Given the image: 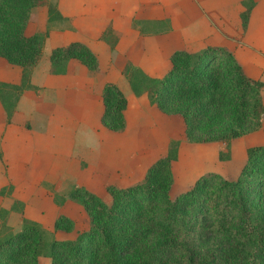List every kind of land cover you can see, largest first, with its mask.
I'll use <instances>...</instances> for the list:
<instances>
[{"label": "trees", "instance_id": "trees-1", "mask_svg": "<svg viewBox=\"0 0 264 264\" xmlns=\"http://www.w3.org/2000/svg\"><path fill=\"white\" fill-rule=\"evenodd\" d=\"M241 3V27L246 30L255 1ZM43 11L45 29L28 34V24ZM63 19L51 0H0V57L21 68L19 83L0 81L7 123L19 97L25 91L38 92L31 82L32 72L51 25ZM169 61L161 77L150 76L130 61L121 72L134 95L145 94L162 113L179 116L189 141L223 142L229 149L232 139L259 128L264 118V83L248 76L229 49L175 50ZM74 63L93 73L99 70L97 56L82 42L50 50V74H66ZM101 97V125L114 132L124 130L128 99L123 90L105 82ZM179 147V139H170L165 154L148 166L141 180L107 185L109 201L83 186L67 193L52 192L56 205L71 200L87 214L88 227L70 239L45 237L39 222L23 216L20 200L10 208L0 206V264H39L40 257L49 258L50 264H264V144L246 148L236 178L204 173L171 197L172 165ZM225 158L229 151L220 153V159ZM12 190L10 185L2 187L0 196ZM12 212L21 217L18 231L7 225ZM73 226L71 218L59 215L53 231L69 232Z\"/></svg>", "mask_w": 264, "mask_h": 264}, {"label": "crops", "instance_id": "crops-1", "mask_svg": "<svg viewBox=\"0 0 264 264\" xmlns=\"http://www.w3.org/2000/svg\"><path fill=\"white\" fill-rule=\"evenodd\" d=\"M241 1L56 0L55 3L65 19L58 22L50 31L47 42L52 38L59 40V43L52 45L53 47L66 45L72 41L86 44L97 56L99 70L93 77L82 67L75 73L70 69L66 74L53 75L49 73V63L43 67L39 63L31 75L32 84L38 86L39 90L37 93L25 91L19 97L11 122H6L5 112L0 104V171L6 167L5 172L9 174L11 180L9 185L13 187L11 194L0 196V206L9 208L14 200H20L24 204L23 216L26 218L30 216L35 220V217H32L35 215H31V211L38 209L44 199L49 205L53 202L52 193L45 190L44 184H54L58 178L56 173L66 175L69 170L64 164L68 166L70 160L79 161L80 158L87 164H93L91 156L96 153V146L101 145L98 142L100 136L97 137L95 133L82 135L88 140L93 139L95 144L98 142L94 147L90 143L80 144L77 135L72 133H77L78 127L83 126L91 134L92 124L99 121L101 125L103 111L101 90L105 82L117 84L124 93L125 89L130 88L121 72L128 61L138 65L150 76L161 77L170 67L169 57L173 51L182 49L196 52L206 46H221L234 54L246 74L244 61L260 68L261 73L258 77L264 81V5L261 7L262 16L257 19L254 14L260 3L254 0L255 6L251 11L247 29L243 30L240 20V12L243 10ZM150 11L158 14H149ZM101 13L103 15H100ZM41 14L46 18L44 11ZM160 23L166 26L162 31H155L154 26ZM108 29L111 30L110 33H107ZM256 29L261 33L258 37L253 35ZM72 30L74 32L80 30L81 35L72 34ZM111 44H114V47H111ZM20 78L21 68L0 57V81L17 84ZM71 80L77 84L74 85L73 93L69 92ZM82 90L85 94L79 98L77 93H82ZM48 91H52L51 94ZM53 93L61 95L60 99L55 98ZM125 95L128 105L124 114L128 126L132 117L131 108L137 111L134 116L138 119L144 116L143 108L152 104L145 94ZM262 96L264 100V95ZM76 98L79 101L76 102V108L72 109L69 103H73ZM96 102L101 104V108L93 107ZM50 104L51 107H48ZM59 108L66 110V115ZM151 108H156L159 112L155 105ZM43 110L47 112L41 114ZM71 122L80 125H75V128L68 127ZM53 127L58 128L59 135L50 133ZM30 165L37 169L31 170L35 173H31L34 175L33 180L22 174L28 172L27 166ZM59 165L63 169H60ZM22 167L24 169L21 170ZM79 186L89 189L92 185L89 179H85ZM2 187L4 186L0 189ZM68 203L77 205L85 214L86 229L88 218L82 206L67 200L63 207ZM60 215L71 218L74 226L69 232L57 230L56 235L60 234L58 236L62 239L73 238L78 230L77 223L66 210ZM73 232L75 233L72 237H64Z\"/></svg>", "mask_w": 264, "mask_h": 264}, {"label": "rangeland", "instance_id": "rangeland-1", "mask_svg": "<svg viewBox=\"0 0 264 264\" xmlns=\"http://www.w3.org/2000/svg\"><path fill=\"white\" fill-rule=\"evenodd\" d=\"M51 1L56 2V0ZM258 1L260 3V7L256 9L254 14V17L257 19L262 16L264 10L261 8L264 5V1ZM96 6L93 7V10H95ZM149 14L158 13L155 11H150ZM100 15H103V13ZM45 19V15L39 12L33 22L31 21L28 24L27 33L32 34L34 32L43 31L46 27ZM57 23L58 22H55L51 25V30L56 27ZM162 24L163 23L155 25L154 30L162 31L166 26L165 24ZM71 33L81 35L80 30L75 32L72 30ZM260 34L261 33L258 29L254 30L253 32V35L256 37H258ZM59 39L61 40L62 38ZM58 41L59 40L56 38H52L50 42H47V40L45 41L43 48L44 56H41L42 59H40L38 62V64L40 63L42 67L49 63V50L52 45L59 43ZM244 64L246 66L245 71L247 74H250V76L258 78L262 81L260 76L258 77V75L261 73L260 68L254 67L250 64V62L247 61H244ZM80 67H82L85 72H88L89 76H94L93 72L78 63H74L71 66V72L75 73ZM96 81L101 83V81ZM262 82L264 83V81ZM74 85L77 86V84L71 80L69 92L73 93ZM84 90H86L85 86ZM84 90H82V93H77L79 98L81 95L85 94ZM51 92L52 91H48L49 94H51ZM125 93H127V95L131 94V96H133L130 88L125 89ZM53 95L57 99H60L61 97V95L58 96V93H53ZM262 95H264V86L262 89ZM77 100L78 98H76L73 103H69V107L75 109ZM147 106L148 107L143 108L144 116L138 119H136L134 116L135 112L137 111L131 108V122L122 131L114 132L107 130L106 128L101 127L99 121L91 125V134L88 133L86 128L79 126L77 129L78 132H73L72 134L77 135L80 144L90 143L94 145V147L98 142L101 144L96 146V153L91 156L93 164H87L86 162H83V158H80L79 161L70 160L69 164L67 161L66 163L68 166L65 164L64 166L67 168V170H69V172H67L66 175L62 174L61 172L56 173V176L58 177L57 181L54 182V184L45 183V190L50 193H67L73 187L79 186L85 179H89V183L92 185L89 190L103 197L105 201H109L110 196L107 194L105 189L106 185L113 184L116 186H126L141 180L144 177L148 166L158 157L165 154L168 141L170 139H179V155L177 160L173 162L172 165L174 183L170 191V196L174 197L176 194L187 189L199 176L204 173L213 172L227 179L236 178L245 162L246 148L252 145L264 144V118L262 119L261 125L258 129L241 135L238 138L232 139L229 143L228 149L227 144L223 142L189 141L185 136L179 116H167L160 111L158 112L156 108L152 109V105ZM48 107H51V104ZM93 107L101 108V104L96 102ZM59 110L62 111L64 115H66V110H62L61 108H59ZM46 112L47 110H43L41 111V114ZM75 125L78 126L80 123L71 122L68 127L73 126L75 128ZM52 132L58 133L59 135L57 127H53L50 133ZM93 133L97 134V137L100 136V140L96 144L94 143L93 139L89 138L88 140L87 137H82V135H92ZM227 151H229V158L220 159V153ZM59 166L60 169H63L61 165ZM5 168L6 167H3V170L0 171V187L9 185L11 183L9 174L5 172ZM27 168L28 172L22 174L27 176L30 180H33L34 175L32 174L35 173H32L31 170L37 171V169L31 165L27 166ZM22 169H24V167H22L21 170ZM17 175L19 176L20 173ZM51 195L53 196V193ZM54 204L55 203L53 201L49 205L44 199L37 207L38 209L35 208L34 210V208H32L34 212L31 211V215H35L32 217H35V220H37V222H39L45 230V237H55L57 239H62L60 238L61 236H58L60 234L56 235V232L53 231V223L58 215L64 214L65 210L73 216L74 221L77 223L78 230H84L85 221L87 219L85 214L80 211V207L72 203H68L64 207L63 205L60 207ZM1 225L2 223L0 221V227ZM7 225L11 227L13 231H18L21 226L20 215L16 212H12L7 217ZM74 233L75 232L68 234V236H63L72 237ZM39 264H50V260L47 257H40Z\"/></svg>", "mask_w": 264, "mask_h": 264}]
</instances>
